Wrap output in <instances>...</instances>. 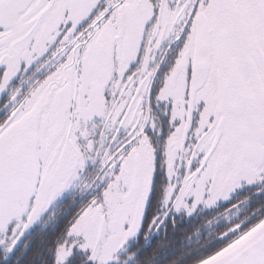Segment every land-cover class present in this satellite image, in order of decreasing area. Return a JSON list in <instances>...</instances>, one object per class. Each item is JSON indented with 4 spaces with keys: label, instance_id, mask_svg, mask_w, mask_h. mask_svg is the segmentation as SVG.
Masks as SVG:
<instances>
[{
    "label": "snow or ice",
    "instance_id": "snow-or-ice-1",
    "mask_svg": "<svg viewBox=\"0 0 264 264\" xmlns=\"http://www.w3.org/2000/svg\"><path fill=\"white\" fill-rule=\"evenodd\" d=\"M246 186L264 193V0H0V264L45 216V264H155L154 233L208 212L217 246L170 264H264ZM66 192L87 198L61 224Z\"/></svg>",
    "mask_w": 264,
    "mask_h": 264
},
{
    "label": "flooded vegetation",
    "instance_id": "flooded-vegetation-1",
    "mask_svg": "<svg viewBox=\"0 0 264 264\" xmlns=\"http://www.w3.org/2000/svg\"><path fill=\"white\" fill-rule=\"evenodd\" d=\"M168 62L161 65V70L159 75L162 76L165 71H167ZM156 114L161 122L162 131L155 135V140L159 144H163V141L166 139L167 133V118L164 114L162 108L156 109ZM75 193L66 192L59 200L55 206V212L59 220L63 218H70L72 214L79 208L80 204L87 198L86 196H77L76 200L73 202L75 197ZM251 195L252 199L249 201L247 205L241 206L240 216L243 217L250 211L252 208L258 206L262 198H264V193L256 194L255 188L253 186H246L245 188L239 190L234 195V199L239 200L243 199L245 196ZM213 213L208 212L203 214L200 217H193L191 219H186L180 221L175 227H172L169 224L167 228V232L165 233L163 230L159 233H154L149 240L148 244L153 245V249H157V258L160 260H165L166 264H170V261L177 259L182 254L188 252L190 249H197L199 245H205L206 241H211V243L207 244L205 248L200 249L201 251H211L214 247L217 246V242L213 239L215 236V232L224 228L228 221L221 220L218 224H214L209 228L204 224V217L206 215H212ZM47 216L43 218L46 220ZM43 220L36 223L26 234L25 238H29V234L32 231L40 232L43 231L42 227L44 226ZM51 224V222H49ZM48 224V225H49ZM47 229V227H46ZM199 229V236L196 235V231ZM35 232V233H36ZM190 237V239H189ZM162 246V247H161ZM161 247V248H160ZM160 248V249H159ZM162 253V254H159ZM196 254V253H194Z\"/></svg>",
    "mask_w": 264,
    "mask_h": 264
},
{
    "label": "trees",
    "instance_id": "trees-1",
    "mask_svg": "<svg viewBox=\"0 0 264 264\" xmlns=\"http://www.w3.org/2000/svg\"><path fill=\"white\" fill-rule=\"evenodd\" d=\"M59 221L62 224L66 222L67 219L63 218ZM42 228L43 231H41V233L36 232V230L32 231V233L29 234V238H25L22 241V245L24 243H27V252L24 255L23 259L21 260V264H45V261L47 260V253L45 249L47 248L49 239L52 234V224H49ZM152 249H153V245L151 243L146 246V250L151 251ZM155 264H166V261L163 259L160 260L159 258L156 257Z\"/></svg>",
    "mask_w": 264,
    "mask_h": 264
}]
</instances>
